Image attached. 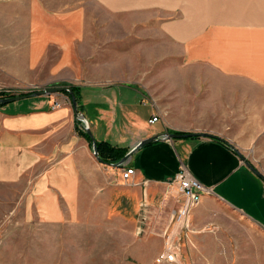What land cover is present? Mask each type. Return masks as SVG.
Wrapping results in <instances>:
<instances>
[{
	"label": "crops",
	"instance_id": "obj_1",
	"mask_svg": "<svg viewBox=\"0 0 264 264\" xmlns=\"http://www.w3.org/2000/svg\"><path fill=\"white\" fill-rule=\"evenodd\" d=\"M8 5L0 12V86L73 85L81 94L77 111L66 92L0 106V184L26 182V204L42 222H109L147 252L170 243L179 261L181 248L197 247L200 262L208 263L223 262L215 249L231 241L229 222L264 234V180L242 158L253 166L246 151L264 156V0ZM103 24L106 32L124 33L117 38L174 40L194 77L172 81L166 94L116 74L114 60L100 66L90 40L102 36ZM54 101L64 105L53 110ZM79 119L97 143L127 154L161 138L114 167L96 158ZM174 132L214 138H163ZM125 168L135 170L129 181ZM180 170L210 189L191 211L188 228L172 218L178 203L169 190ZM188 258L199 261L194 252Z\"/></svg>",
	"mask_w": 264,
	"mask_h": 264
},
{
	"label": "rangeland",
	"instance_id": "obj_2",
	"mask_svg": "<svg viewBox=\"0 0 264 264\" xmlns=\"http://www.w3.org/2000/svg\"><path fill=\"white\" fill-rule=\"evenodd\" d=\"M9 2L0 0L2 14L9 8ZM103 26L104 31L98 32L103 37L90 40L92 60L100 66L106 67L114 60L116 74L125 73L132 80H141L151 92L158 89L166 94L170 92L172 81L194 77L185 65L182 48L174 40L165 36L117 38L124 33H109L105 31L106 24ZM110 34L115 38H110ZM194 73H202V69ZM22 88L0 86V96L20 95ZM262 140L264 148V136ZM259 153L255 148L245 152L253 167L264 174V156ZM27 191L26 182L0 184V264H264V234L242 229L231 222L227 231L231 241L215 249L223 262H200L201 248H190L188 252V248L183 247L179 261L169 263L160 261L166 245L158 248L157 254L147 252L151 248L137 246L138 241H133L129 233L112 230L109 222H42L26 204ZM192 252L199 261L188 258Z\"/></svg>",
	"mask_w": 264,
	"mask_h": 264
},
{
	"label": "built area",
	"instance_id": "obj_3",
	"mask_svg": "<svg viewBox=\"0 0 264 264\" xmlns=\"http://www.w3.org/2000/svg\"><path fill=\"white\" fill-rule=\"evenodd\" d=\"M20 87H23L21 90L22 94L20 95L30 94L39 89L38 87L31 85ZM63 105L64 103L61 101H54V103L52 104V109H59ZM158 120V117H154L152 120H150V123L154 124ZM82 128L85 130L84 125L82 126ZM134 172L135 170L132 168L123 169V179L125 181H129ZM169 193H174L176 197L175 199L178 203V208H176L172 212L173 220L185 225V228H188V224L186 222L191 211L201 203L202 198L205 194L210 193V189L205 187L197 179L191 177L185 170H180L177 172V174L173 177L171 181V190H169ZM160 261H166L169 263L177 262V255L175 253V249L170 243H167L166 249L162 252Z\"/></svg>",
	"mask_w": 264,
	"mask_h": 264
},
{
	"label": "water",
	"instance_id": "obj_4",
	"mask_svg": "<svg viewBox=\"0 0 264 264\" xmlns=\"http://www.w3.org/2000/svg\"><path fill=\"white\" fill-rule=\"evenodd\" d=\"M64 92H68L71 94L72 97V103L73 106L75 108V111L78 110L77 106V101L76 98L73 95V91L72 88H67V87H61V86H51V87H43V88H39L38 90L30 93V94H24V95H20V96H11V97H0V104L1 105H6L12 102H16V101H21L27 98H36V97H43V96H51V95H56V94H60V93H64ZM84 125V124H83ZM85 128V132H87V134L89 135L90 139H91V143L93 144V150H94V154L96 156V158L102 162L105 163L104 161H102V159L99 156V152H98V146H97V142L94 139L92 133L89 131L88 127L84 125ZM192 137H207V138H214L213 135L208 134V133H191L188 135H184V136H178L176 134H170L167 133L164 135V139L165 140H173V139H179V138H192ZM161 138V137H160ZM159 137H152L149 139H146L142 142H140L133 150H131L119 163L116 164H108V165H112L114 167H121L124 163H126L134 153H136L139 149L148 146L150 144H153L157 141L160 140ZM244 162L246 163V165L251 168V170L257 174V176H259L262 180H264V174H262L260 171H258L255 167H253L250 162L245 158L242 157ZM107 164V163H105Z\"/></svg>",
	"mask_w": 264,
	"mask_h": 264
},
{
	"label": "trees",
	"instance_id": "obj_5",
	"mask_svg": "<svg viewBox=\"0 0 264 264\" xmlns=\"http://www.w3.org/2000/svg\"><path fill=\"white\" fill-rule=\"evenodd\" d=\"M62 87L72 88L73 95L76 98L77 103H79L81 94H80V89L77 86L64 85ZM66 94L71 95L68 92H66ZM78 126H79V129L82 135H84L88 141H91L87 132H85V130L82 128L83 124L80 120L78 121ZM172 134H176L178 136L188 135L187 133H183V132H174ZM97 146H98V152H99L100 158L102 159V161H104L107 164L119 163L127 155V152H128L126 149L117 148L108 143H97Z\"/></svg>",
	"mask_w": 264,
	"mask_h": 264
}]
</instances>
